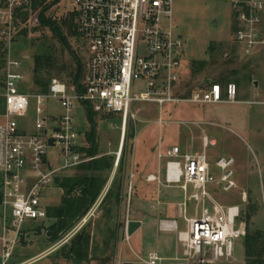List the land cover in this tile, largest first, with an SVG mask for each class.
I'll return each mask as SVG.
<instances>
[{
	"label": "built area",
	"instance_id": "obj_1",
	"mask_svg": "<svg viewBox=\"0 0 264 264\" xmlns=\"http://www.w3.org/2000/svg\"><path fill=\"white\" fill-rule=\"evenodd\" d=\"M221 1L232 12V39L237 52L249 57L264 49V0ZM29 3L0 0V43L8 50L0 123V264H16L13 256L25 222L47 219L43 199L47 190L56 187V180L99 157L84 155L80 126L74 121L75 101L89 105L97 114L120 117L117 165L127 124L136 120L135 104H235L238 96L234 83L224 87L215 83L182 96V42L174 33L173 0H73L71 13L76 18V31L87 50L81 88L52 78L46 93H31L19 72L20 61L10 56L17 34L16 12ZM49 103L61 113L49 111ZM156 124L160 128L167 122L158 119ZM49 140H53L52 145ZM201 143L200 153H183L175 145L163 150L160 145L156 154L158 170L148 175L146 182L158 189L178 188L183 195L176 208L184 228L179 229L176 220H158L160 232L175 234L180 253L164 259L153 252L139 258L137 264L237 263L234 243L246 234L240 206L221 205L212 195L220 188L224 192L236 188L233 160H217L221 176L215 177L206 150L216 143L206 135ZM245 198L242 193L241 201ZM189 202L194 204L192 216L187 215ZM96 208L94 205L67 235L38 258L65 245L87 224Z\"/></svg>",
	"mask_w": 264,
	"mask_h": 264
},
{
	"label": "rangeland",
	"instance_id": "obj_2",
	"mask_svg": "<svg viewBox=\"0 0 264 264\" xmlns=\"http://www.w3.org/2000/svg\"><path fill=\"white\" fill-rule=\"evenodd\" d=\"M73 0H59L47 13L59 21L72 12ZM173 27L177 37H181L183 75L181 91L186 88H199L215 81L219 74H227L231 83L237 87L235 104L192 105L189 103L166 104L162 107L151 104H135L136 120L129 121L125 130L121 158L115 165V154L121 147V121L118 115L95 116V132L98 159H106L112 166L109 170L97 172L105 185L89 211L97 208L87 224L63 246L48 255L40 254L54 246L46 235L53 223L50 220L28 221L22 226L21 242L15 249L13 263L19 264L34 260L30 264H137L139 258L150 253L161 256L172 254L174 235L156 231L155 219H171L176 214V204L183 201L178 188H160L147 183L146 177L158 170L156 154L161 145L163 150L179 146L183 153H200L201 139L207 136L214 139L215 146L206 150L211 171L215 177L221 176L216 167L220 158L233 160L232 179L236 188L224 192L221 188L212 192L215 201L224 206H240V220L245 223L249 217V229L264 231V54L254 53L243 57L233 45L232 12L228 4L221 0H173ZM24 35L16 34L12 40L10 56L21 63L20 73L26 80L25 86L33 89V54L42 44V37L54 45L59 64L72 66L70 53L51 36L50 31L39 27L36 14L29 17L20 27ZM20 29V30H21ZM69 49L85 66L87 50L81 41L65 32ZM211 44L218 47L208 55ZM8 54L5 45L0 43V123L2 118L3 61ZM259 55V56H258ZM233 63L225 64L228 59ZM205 62L203 70L194 72L195 63ZM73 67V66H72ZM69 70L63 74H53L71 85ZM257 82V86L254 83ZM40 94V93H38ZM74 121L80 126L84 155L90 157L85 133L89 130L85 107L74 102ZM49 111L58 115L60 110L51 103ZM30 115L26 123L31 124ZM158 119L167 122L159 128ZM53 157V156H52ZM84 175L77 170L65 172L60 178ZM94 174V172H93ZM92 174V175H93ZM245 193V201L241 194ZM43 204L46 207L59 206L63 191L52 188L46 191ZM119 196V197H117ZM158 201L160 204H158ZM155 205V209L151 206ZM194 204L188 203L187 215H193ZM88 211V212H89ZM87 212V213H88ZM86 213V214H87ZM153 219V220H151ZM150 220V221H149ZM128 221H143L144 227L127 240ZM76 226V225H74ZM148 226V227H146ZM74 227L61 237L67 235ZM87 235L89 244L86 256L74 262L67 258L69 248L75 244L79 235ZM243 239L235 241V264H243Z\"/></svg>",
	"mask_w": 264,
	"mask_h": 264
},
{
	"label": "trees",
	"instance_id": "obj_3",
	"mask_svg": "<svg viewBox=\"0 0 264 264\" xmlns=\"http://www.w3.org/2000/svg\"><path fill=\"white\" fill-rule=\"evenodd\" d=\"M59 0H30L26 8H22L16 12L15 16V30L17 34L24 35L26 30L20 27L25 25L29 17L36 14L39 27L50 31L51 36L56 40L64 49H66L72 60V66L59 64L56 57V50L54 45L47 43V38L42 37V44L37 46L33 54V70H32V84L33 89L29 90L31 93H46L49 81L52 79L53 74H63L69 70L71 84L79 86L83 76L84 66L81 61L71 52L68 46L67 37L65 32L76 40H79V35L76 31L75 15L69 13L65 18L59 21L54 20L52 17H47L46 13L55 6ZM21 29V30H20ZM218 47L211 44L208 48V55H212ZM3 66L5 63L4 55L1 54ZM231 58L225 60V64L233 63ZM205 62L195 63L193 66L194 72L201 71L205 68ZM219 84L224 87L226 84L231 83L227 74H219L217 79L205 84L203 87H209L211 84ZM199 87V88H201ZM197 89V88H195ZM195 89L186 88L182 96L188 97ZM86 115L89 124V130L85 133L88 148L86 152L89 156H97V142L95 130V116L97 113L93 112L89 105H85ZM111 116V115H110ZM111 163L102 158H97L94 161L87 162L77 167V171L84 173V175H76L68 178H59L56 180V187L63 191V196L59 206L47 207V219L53 223L46 230V235L49 242L54 244L60 240L63 234L76 225L89 211L95 203L101 190L105 185L103 179L97 172L109 170L112 166ZM91 171L93 175H91ZM79 192V193H77ZM119 197V196H117ZM246 234L242 238L244 248V264H264V231L261 229H249V217L245 220ZM89 244V237L87 235H79L75 244L69 248L67 258H73L74 262L80 261L86 256L87 246Z\"/></svg>",
	"mask_w": 264,
	"mask_h": 264
},
{
	"label": "crops",
	"instance_id": "obj_4",
	"mask_svg": "<svg viewBox=\"0 0 264 264\" xmlns=\"http://www.w3.org/2000/svg\"><path fill=\"white\" fill-rule=\"evenodd\" d=\"M256 53H258L259 55L260 54H264V49H262V50H259V51H257ZM258 55V56H259ZM256 84H257V82H256ZM255 86V85H254ZM257 86V85H256ZM255 86V87H256ZM2 109H3V107H2ZM235 184H236V181H235ZM236 186H237V184H236ZM182 197H183V195H182ZM158 203H160L159 201H158ZM177 204H179V203H177ZM177 204H176V206H177ZM152 207V209H155V205L154 206H151ZM159 219H161V218H159ZM159 219H155L154 220V222H155V227H156V231H158L159 233H164V232H160L159 230H158V220ZM167 219V218H166ZM151 220H153V219H151ZM170 220H176L177 221V224H178V227H179V229H183L184 228V221L181 219V218H179V216H178V214H177V210H176V214H174V217L173 218H171ZM150 221V220H149ZM141 222V227H140V229H142L143 227H144V222L143 221H140ZM146 227H148V226H146ZM139 229V230H140ZM138 230V231H139ZM137 231V232H138ZM171 234H173V233H171ZM174 235V243L171 245V252H172V254L171 255H169V256H161V255H159L160 257H162V258H164V259H171V258H174L176 255H178L179 253H180V249H179V247L177 246V244H176V238H175V234H173ZM132 236H134V234L132 235ZM132 236L130 237V238H128L127 237V240L126 241H130V239L132 238ZM50 249V248H49ZM48 249V250H49ZM47 251V250H46ZM45 251V252H46ZM44 253V252H43ZM43 253H41V254H43ZM40 254V255H41ZM243 264H244V262H243Z\"/></svg>",
	"mask_w": 264,
	"mask_h": 264
},
{
	"label": "water",
	"instance_id": "obj_5",
	"mask_svg": "<svg viewBox=\"0 0 264 264\" xmlns=\"http://www.w3.org/2000/svg\"><path fill=\"white\" fill-rule=\"evenodd\" d=\"M254 85L256 86L257 84L254 83ZM49 144L52 145L53 144V140H49ZM91 171V175H92ZM141 227V222L140 221H128L127 225H126V234L127 237L130 238L133 234H135ZM124 264H133V263H124Z\"/></svg>",
	"mask_w": 264,
	"mask_h": 264
}]
</instances>
